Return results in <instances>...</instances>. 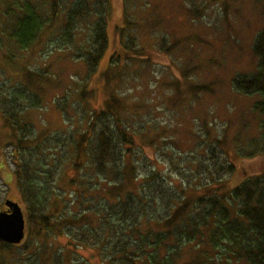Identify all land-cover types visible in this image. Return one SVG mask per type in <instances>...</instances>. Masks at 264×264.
I'll return each instance as SVG.
<instances>
[{"label": "trees", "instance_id": "trees-1", "mask_svg": "<svg viewBox=\"0 0 264 264\" xmlns=\"http://www.w3.org/2000/svg\"><path fill=\"white\" fill-rule=\"evenodd\" d=\"M69 2L62 18L59 0H0V57L13 62L42 36L53 38L56 23L52 42L57 50L70 51L77 31L87 24L85 42L70 52L86 71L80 92L85 101L94 95L87 90L88 77L98 72L108 49L110 3ZM132 2L123 0V26L117 32L120 38L126 33L123 69L140 57L148 60L132 31L149 35L160 23L148 15L140 22L129 20L126 7ZM252 54L255 72L236 74L232 87L259 97L252 110L264 119V30L256 35ZM120 58L115 55L112 64ZM3 65L0 142L13 154L25 236L18 245L0 241V251L9 255L0 264H90L92 259L82 256L85 251L100 264H264V172L229 186L235 167L224 158L218 138L201 156L157 147L154 157L168 163L166 172L159 170L145 152L141 126L120 117L114 111L118 104L102 110L87 101L83 110L64 104V133H37L24 112L41 107L40 95H27V88L4 89ZM35 76L25 74L26 82ZM155 143L151 139L148 146ZM238 145L248 157L263 154L264 131ZM58 239L64 242L52 251L51 241Z\"/></svg>", "mask_w": 264, "mask_h": 264}, {"label": "rangeland", "instance_id": "rangeland-1", "mask_svg": "<svg viewBox=\"0 0 264 264\" xmlns=\"http://www.w3.org/2000/svg\"><path fill=\"white\" fill-rule=\"evenodd\" d=\"M59 1L63 18L64 9L72 0ZM147 1L149 8H145V0H133L126 8L129 20L137 18L140 22L147 15L160 19L152 34L140 32L139 28L132 31L148 60L140 57L141 61L123 69L125 50L121 43L126 33L123 38L117 36L123 26V0H109L108 49L98 72L88 77L87 90L94 91V95L85 101L80 92L86 71L70 52L85 42L87 24L77 31L75 46L70 51L62 47L57 50L52 42L59 28L56 23L52 26L53 38L42 36L13 62L0 57V63L4 64L1 86L11 90L27 88V95H40L41 107L24 112L37 133H64L61 122L64 104L84 108L87 101L89 106L101 110L106 105L118 104L114 111L120 117L130 126H141L139 136L145 152L150 161L157 162L159 170L167 168L168 163L158 154L154 157L157 147L163 150L172 146L186 155L197 151L201 156L218 138L224 158L235 167L229 186L264 172V153L248 157L241 153L245 150L243 145H238L264 131V119L252 110L259 97L241 95L232 87L236 74H252L256 70L252 46L256 35L264 30V0ZM1 7L2 3L0 10ZM117 54L121 55L118 66L112 64ZM29 72L39 77L26 82L25 74ZM151 139L156 143L149 147ZM11 156V150L0 142V211L6 200L20 203ZM191 156L195 159L196 155ZM57 241H51L55 243L52 251L61 247L63 240ZM8 256L0 251V259L8 260ZM82 256L92 259L90 264H100L95 256L91 258L89 251L82 252Z\"/></svg>", "mask_w": 264, "mask_h": 264}, {"label": "water", "instance_id": "water-1", "mask_svg": "<svg viewBox=\"0 0 264 264\" xmlns=\"http://www.w3.org/2000/svg\"><path fill=\"white\" fill-rule=\"evenodd\" d=\"M5 211L0 212V241L6 245H18L25 236V220L18 203L6 200Z\"/></svg>", "mask_w": 264, "mask_h": 264}, {"label": "flooded vegetation", "instance_id": "flooded-vegetation-1", "mask_svg": "<svg viewBox=\"0 0 264 264\" xmlns=\"http://www.w3.org/2000/svg\"><path fill=\"white\" fill-rule=\"evenodd\" d=\"M5 210H6V208L4 207L2 211H5Z\"/></svg>", "mask_w": 264, "mask_h": 264}]
</instances>
